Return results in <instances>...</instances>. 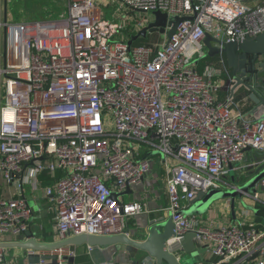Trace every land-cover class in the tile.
<instances>
[{
	"label": "built area",
	"instance_id": "1",
	"mask_svg": "<svg viewBox=\"0 0 264 264\" xmlns=\"http://www.w3.org/2000/svg\"><path fill=\"white\" fill-rule=\"evenodd\" d=\"M4 1L0 264H17L7 259L2 244L8 242L125 231L144 207L119 196L121 207L111 193L149 176L150 151L163 157L173 241L193 231V243L211 253L210 264H264V225L203 224L200 214L186 213L198 192L235 188L233 178L246 181L264 168V115L251 119L240 110L224 55L211 59L202 42L206 32L225 41L263 33L264 0H67L65 14L57 18L18 22L8 20ZM108 7H116L114 19L121 9L186 18L169 39L165 26L163 33L137 38L156 33V42L128 44L132 35L120 38L127 28L107 19L103 8ZM136 141L150 146L144 155L137 154ZM248 150L255 155L248 158ZM42 174L52 179L44 192L52 196L55 211L47 240L30 230L34 212L22 194L25 178L36 188ZM254 187L245 196L252 206H264V176ZM20 250L23 264L36 254L37 264H53L43 255L53 256L54 264L78 256L71 245ZM138 253L135 264H158Z\"/></svg>",
	"mask_w": 264,
	"mask_h": 264
},
{
	"label": "water",
	"instance_id": "2",
	"mask_svg": "<svg viewBox=\"0 0 264 264\" xmlns=\"http://www.w3.org/2000/svg\"><path fill=\"white\" fill-rule=\"evenodd\" d=\"M4 12H6V0L4 1ZM185 18V16L181 18L168 17L166 13L156 11L152 14L151 20L145 28L141 29L137 34L132 35L127 43L131 44L138 37H145L148 31H160L163 33L165 26L170 27L167 32V38L169 39L175 31L176 25ZM202 42L206 48V56L213 58L218 56V54L224 55L227 66L231 70V77L235 82L233 88L242 86L243 90L247 92L246 97L253 103V107L249 113L253 114L260 110L262 115H264V32L253 37L246 36L241 39L229 41H225L219 37L217 38L206 32ZM157 154V151H150L146 155V158ZM260 168L261 166L254 172L255 175L246 181L239 179L235 181L233 178L232 182L235 185L237 184L235 188L222 191L210 190L204 193L198 192L190 201V207L186 213L204 214L213 201L223 200L225 198H230L231 200L235 198L242 199L243 195L254 191V186L264 176V168L262 170ZM132 192L131 188L127 186L122 193L113 191L111 197L122 207L119 196L122 194H131ZM247 207L253 210V206ZM174 229L175 226H173L171 214L168 213L166 216L150 219L148 222V233L142 240L130 237L129 229L127 228L123 232L114 234H81L54 242H37L35 239L30 238L29 240H24V242H8L2 244V246L15 247L23 250L25 248L42 250L60 248V246L65 245L75 247L81 245L89 247H113L116 245L124 246L130 257H134L138 252H144L154 257L158 264H185L182 262V257L195 250V244L192 241L194 232L188 231L179 241H173ZM28 235L31 237L33 233L30 231ZM42 257L46 259L51 258V263H55L53 256L43 255ZM38 261L39 256L37 254L28 256V262L30 264H37ZM67 264H74V259L69 258Z\"/></svg>",
	"mask_w": 264,
	"mask_h": 264
},
{
	"label": "crops",
	"instance_id": "3",
	"mask_svg": "<svg viewBox=\"0 0 264 264\" xmlns=\"http://www.w3.org/2000/svg\"><path fill=\"white\" fill-rule=\"evenodd\" d=\"M241 91H243L242 86H238L235 91V96ZM223 94L224 93L221 92L220 96L222 97ZM249 111L244 113L251 119H257V117L261 116L260 110L253 114H250ZM254 155V151L248 150V158H251ZM161 161L162 158L158 161L157 166H155V162L153 161L149 176L142 183L136 185L135 187H131V191H133L131 194L120 195L122 202L128 203L132 201H139L144 207V210L141 213L130 218L127 223L126 227L129 229V235L132 238L139 240L144 239L148 233V222L150 219L154 217L157 218L166 216L169 213L166 209L168 206V195L165 188V172L162 169ZM162 172L164 176H162ZM48 181L49 180H47L44 176H41L40 183L36 188L32 187L30 179L26 181L25 178L22 182V194L25 195L34 212L33 218L30 222V230L35 232L44 240L51 239L53 236L52 226L54 222L53 217L55 215L53 198L44 192V187L51 185V182L49 183ZM228 200L229 198L213 201L208 206L209 208L205 211V213L200 214L202 223L208 224L212 222L215 225H223L238 222V219H234L229 207H227V204L229 203ZM241 201L242 199L239 200V202ZM82 246H84L88 252V248L85 245ZM120 249H123L124 253L127 254L126 260L124 259V254H121L120 251L122 250ZM88 253H92L94 255L92 264L97 261L103 262L107 260H111L115 264H135V259L139 254L137 253L134 257H130L124 246L116 245L113 247L97 246ZM191 253L198 254L201 258L199 264H210L212 255L208 250L195 245V250Z\"/></svg>",
	"mask_w": 264,
	"mask_h": 264
},
{
	"label": "rangeland",
	"instance_id": "4",
	"mask_svg": "<svg viewBox=\"0 0 264 264\" xmlns=\"http://www.w3.org/2000/svg\"><path fill=\"white\" fill-rule=\"evenodd\" d=\"M67 0H6V13L8 20L13 22L18 21H36L40 20H50L65 14ZM116 8V7H115ZM114 7H108V9L103 8L106 13L107 19L117 20L120 23L122 22L123 26L127 28L125 34L120 38L127 39L128 36L136 34L138 29L145 25L147 20L151 17V13H141L138 11L131 12L130 9H121L115 14V19L113 17V12L115 11ZM5 13H3V18ZM139 26V27H138ZM119 38V37H116ZM144 40V39H142ZM158 34L152 33L149 35L148 39L145 41L139 40L140 44H145L147 42L153 43L158 41ZM205 62V59H204ZM207 64V62H206ZM205 64V65H206ZM137 154L139 156L144 155V151H148L150 146L146 145L143 142H135ZM155 162V166H157L158 161L160 160V155H154L152 157ZM157 168V167H155ZM160 171V169H159ZM234 175V171H231L229 176L232 178ZM162 176L163 172H162ZM229 178V179H230ZM160 185V184H159ZM256 188L254 187V190ZM8 190V189H7ZM11 190V189H10ZM239 198H235L231 200L229 198L227 207H229L232 216L234 219H238V221H242L245 223L255 222V214L249 209L247 206H252L251 199L245 195H243L242 201L239 202ZM244 202V203H243ZM7 249V259L12 260V262L17 264H23V254L20 249L15 247H8ZM121 254H124V259L126 260L127 254L124 253L123 249ZM17 255V257H16ZM110 257V256H109ZM94 255L92 253H88L87 249L84 246H78V256L75 259V264H92ZM201 258L198 254L188 253L184 257H182V262L185 264H199Z\"/></svg>",
	"mask_w": 264,
	"mask_h": 264
},
{
	"label": "trees",
	"instance_id": "5",
	"mask_svg": "<svg viewBox=\"0 0 264 264\" xmlns=\"http://www.w3.org/2000/svg\"><path fill=\"white\" fill-rule=\"evenodd\" d=\"M142 39V38H141ZM144 39V38H143ZM145 40V39H144ZM144 40H141V41H144ZM138 41V39H137ZM138 44L139 41L137 42ZM211 59H215V58H211ZM247 96V92H245L244 90L239 92L238 95L234 96L235 97V101L238 103L239 102V108L242 112H247L249 110L252 109L253 107V103L252 101L246 97ZM42 176H44L47 180H49L48 182H52V179L45 175V174H42ZM255 214V222L257 225L258 228L260 227H263V221H264V206H262L261 204H255L253 206V210H252Z\"/></svg>",
	"mask_w": 264,
	"mask_h": 264
}]
</instances>
